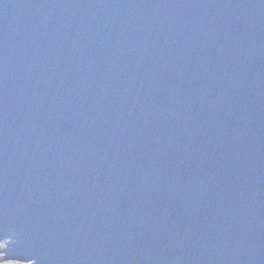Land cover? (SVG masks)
<instances>
[{"label": "water", "instance_id": "obj_1", "mask_svg": "<svg viewBox=\"0 0 264 264\" xmlns=\"http://www.w3.org/2000/svg\"><path fill=\"white\" fill-rule=\"evenodd\" d=\"M11 234L14 264H264V0H0Z\"/></svg>", "mask_w": 264, "mask_h": 264}, {"label": "trees", "instance_id": "obj_2", "mask_svg": "<svg viewBox=\"0 0 264 264\" xmlns=\"http://www.w3.org/2000/svg\"><path fill=\"white\" fill-rule=\"evenodd\" d=\"M14 238H15V235L14 234H11L6 240H4V241H9V240H13L14 241ZM4 241H0V242H4ZM3 258H4V255L3 254H1L0 255V264H14V262H9V261H2L3 260ZM16 263H18V262H16ZM19 264V263H18Z\"/></svg>", "mask_w": 264, "mask_h": 264}, {"label": "rangeland", "instance_id": "obj_3", "mask_svg": "<svg viewBox=\"0 0 264 264\" xmlns=\"http://www.w3.org/2000/svg\"><path fill=\"white\" fill-rule=\"evenodd\" d=\"M7 242H5V241L4 242H0V252L5 249V246H6ZM0 255H1V253H0Z\"/></svg>", "mask_w": 264, "mask_h": 264}]
</instances>
